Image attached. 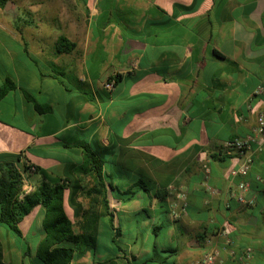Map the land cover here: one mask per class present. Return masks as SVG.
I'll return each instance as SVG.
<instances>
[{"label": "crops", "instance_id": "obj_1", "mask_svg": "<svg viewBox=\"0 0 264 264\" xmlns=\"http://www.w3.org/2000/svg\"><path fill=\"white\" fill-rule=\"evenodd\" d=\"M7 78L0 161L40 168L22 171L25 192L67 177L76 224L88 204L80 145L104 159L95 248L69 264H202L209 248L216 264H264V145L226 147L264 113V0H7ZM246 158L247 174L232 175ZM240 181L251 205L234 196ZM44 215L37 205L24 216L21 236L0 224L3 264H45Z\"/></svg>", "mask_w": 264, "mask_h": 264}, {"label": "trees", "instance_id": "obj_2", "mask_svg": "<svg viewBox=\"0 0 264 264\" xmlns=\"http://www.w3.org/2000/svg\"><path fill=\"white\" fill-rule=\"evenodd\" d=\"M6 1L0 0V7H4ZM66 42L67 39L63 36L58 39L59 51L67 50ZM14 87L15 83L12 80L5 79L0 85V100ZM25 97L33 103L38 112L50 109L47 105L37 103L28 93H25ZM80 147L82 148V161L74 168V173L79 177L78 188L81 196L87 199L88 204L81 209L76 224L71 222L63 209L64 191L71 187V181L67 177L58 178L54 182H42L25 192L22 171L26 172L34 168L39 172L40 168L25 163L20 168L14 162L0 161V224L13 235L21 236L17 224L35 206H43L45 235L36 252L45 264H69L75 253H85L95 248L100 218L96 206L101 202L107 203L103 178L105 162L103 157L88 145L81 144ZM149 260L154 261V257L152 256ZM0 264H3L1 244Z\"/></svg>", "mask_w": 264, "mask_h": 264}, {"label": "built area", "instance_id": "obj_3", "mask_svg": "<svg viewBox=\"0 0 264 264\" xmlns=\"http://www.w3.org/2000/svg\"><path fill=\"white\" fill-rule=\"evenodd\" d=\"M113 82H114L113 80L109 81L108 83L105 84V87L107 88L112 87ZM257 92H259V89H257L256 93ZM253 143H258L260 146L264 145V113L263 112L257 115L256 123L252 133L244 137H235L228 140L226 142V147L229 150L235 151L239 154H243L245 151L251 149ZM249 167H250V158H246L245 160L242 161V163L238 168L231 170V174L245 176L249 170ZM257 179L261 180L259 177H257ZM237 188L239 192L234 194L236 200L242 204L251 205L253 201L250 199H245L244 196L242 195V192L248 188L247 183L244 181H240L237 185ZM217 256H218L217 250L213 248H209L203 256L202 264H216ZM243 256L247 260L250 259V251L247 250Z\"/></svg>", "mask_w": 264, "mask_h": 264}, {"label": "rangeland", "instance_id": "obj_4", "mask_svg": "<svg viewBox=\"0 0 264 264\" xmlns=\"http://www.w3.org/2000/svg\"><path fill=\"white\" fill-rule=\"evenodd\" d=\"M17 24L20 25V24H21V21L17 22ZM102 246H103V245H102Z\"/></svg>", "mask_w": 264, "mask_h": 264}]
</instances>
